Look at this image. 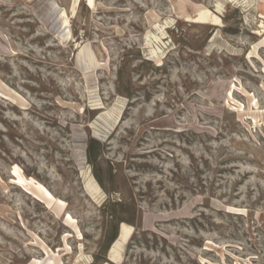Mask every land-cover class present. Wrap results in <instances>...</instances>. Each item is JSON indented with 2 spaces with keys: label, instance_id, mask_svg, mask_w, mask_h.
Returning <instances> with one entry per match:
<instances>
[{
  "label": "rangeland",
  "instance_id": "rangeland-1",
  "mask_svg": "<svg viewBox=\"0 0 264 264\" xmlns=\"http://www.w3.org/2000/svg\"><path fill=\"white\" fill-rule=\"evenodd\" d=\"M0 264H264V0H0Z\"/></svg>",
  "mask_w": 264,
  "mask_h": 264
},
{
  "label": "bare ground",
  "instance_id": "bare-ground-1",
  "mask_svg": "<svg viewBox=\"0 0 264 264\" xmlns=\"http://www.w3.org/2000/svg\"><path fill=\"white\" fill-rule=\"evenodd\" d=\"M93 2H94V0H88V3H89V6H92L93 7ZM77 9V8H76ZM77 11V10H76ZM197 20H196V22L198 23V24H212V23H214V22H218V21H220L219 20V17H215L214 15L212 16V14L209 12V10H200V12H198V15H197ZM215 17V18H214ZM60 23V22H59ZM65 23V28L68 30V28H67V23L66 22H64ZM62 24V23H61ZM53 27V26H52ZM61 28V27H60ZM53 30H55V29H53ZM59 30V29H58ZM57 30V31H58ZM64 31H66V30H64ZM70 31V30H69ZM67 33H68V31H67ZM59 34V33H58ZM66 35H68V34H66ZM65 35V36H66ZM68 38H70V37H68ZM154 39H156L157 41L159 40L158 38H154ZM155 40V41H156ZM159 52V51H158ZM153 53H156V52H153ZM81 54V53H80ZM91 56V55H90ZM93 56V55H92ZM82 57H84V54H82ZM92 59V58H91ZM84 61V60H83ZM122 225H124V224H122ZM123 227V226H122ZM128 227V226H127ZM121 242H125L128 238H129V236H130V230H129V228L127 229L126 227H123L122 228V231H121ZM118 241V240H117ZM118 243V242H117ZM120 243V242H119ZM118 243V244H119ZM117 247V246H116ZM119 247V246H118ZM115 248V247H114ZM119 256V255H118ZM116 257V256H115ZM118 259H119V257H118Z\"/></svg>",
  "mask_w": 264,
  "mask_h": 264
},
{
  "label": "water",
  "instance_id": "water-1",
  "mask_svg": "<svg viewBox=\"0 0 264 264\" xmlns=\"http://www.w3.org/2000/svg\"><path fill=\"white\" fill-rule=\"evenodd\" d=\"M121 235V234H120ZM121 237V236H120Z\"/></svg>",
  "mask_w": 264,
  "mask_h": 264
}]
</instances>
